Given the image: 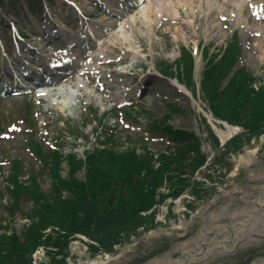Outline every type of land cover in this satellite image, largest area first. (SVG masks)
Returning a JSON list of instances; mask_svg holds the SVG:
<instances>
[{
    "label": "rangeland",
    "instance_id": "rangeland-1",
    "mask_svg": "<svg viewBox=\"0 0 264 264\" xmlns=\"http://www.w3.org/2000/svg\"><path fill=\"white\" fill-rule=\"evenodd\" d=\"M55 1L57 2V0ZM88 1L80 0L87 9L90 8ZM172 1L170 6L179 11L181 0ZM213 1L216 3L215 7L205 12V0H193L194 8L197 9V6H199L198 10L194 12L193 19L191 16L186 17L183 10L182 17L178 16L181 20L178 23L177 19L173 20V16L177 14L171 13V18L166 14H162L163 16L160 18L154 17V8L157 7L156 3L159 0H143L138 6L149 7V21L144 22L149 25L147 29L140 24V21H133L132 23L129 21L131 26L125 25L126 22L128 23L127 17H129V14L138 15L136 12L139 8H135L127 16L115 18L116 25L101 39L100 45L96 47L95 51L96 54L106 53L109 56L108 58L111 57L110 59L117 56L122 57L121 62H124L125 65L118 69L131 71V74L115 76L124 82L121 84L117 81L116 83L112 82L115 88H105L101 93L84 94L83 88L79 87L80 84H76L80 88L77 93L79 95H74L75 99L72 95L68 102L64 101L69 96L64 97L57 93V89L53 94L43 96H36L32 91L25 90L19 91V93L0 94V217L5 219L8 225L5 233L10 234L11 230H15L20 234L29 222L23 213L29 212L33 206L31 201H22L20 205L22 211H16L14 216L9 215L6 203L8 195L4 187L6 182L3 178L8 175L11 159L16 157L20 160L22 166L21 178H26L28 174L34 173L38 177L42 189L48 192L51 188V177L46 170L41 171L43 159L36 154L31 141L36 140L41 143L44 154L49 151L46 147H54L60 144L63 146L64 151H76L78 156H83V150L103 143L101 139L109 135L113 140L119 141L123 145L127 143L135 147L136 152L139 153L142 152L143 147L137 139L143 136V139L151 140L148 145L152 149L161 150L164 146L156 143L157 139L152 141L153 132L149 129L147 122L160 118L165 112L172 111L175 104L181 107V111L175 113L170 123L174 127L194 130L200 136L201 150L208 157L205 165L200 166L191 178V181L195 182V185L197 183V188L199 187L201 191L194 193V186L189 185L187 192L182 193L181 196L175 199L166 197L161 202L156 203L153 209L141 211L144 213L143 215H150L149 213L154 211L153 221L150 217L136 229V232L120 234L121 240L118 243L105 241L96 231L92 232L96 235L76 233L73 237L69 236L65 247V256L70 251L69 255L66 259L62 253H59L58 258L63 257L66 260L65 264H80L83 262L87 264L89 260L94 258L101 259L118 255L127 246L130 247L133 253L125 264H146L150 259L161 257L167 252H173V257H181L184 255L182 248H178V251L174 252V247L183 241H191L192 247H195L200 241V237H202L200 234L212 225L214 214L221 213L223 210L226 212L239 211V209L245 207L244 192L241 187L251 189V192L255 195L260 193L259 187L264 181V176H262L264 174L258 172V177L254 179L249 176L250 174L246 170H239L235 174H233V171L236 169L235 164L240 155L245 154L246 150L250 149L257 150V155L262 160V166H264V135L260 133L247 135V140H239L238 145L233 144L230 147L232 150H223L220 144L217 145V143H220L219 139L217 140V137L206 128L204 121L201 119L200 106L208 109V102L198 92L200 87L195 80L199 79L201 70L207 62V57L204 55L201 59L198 52H201L203 48V51L207 52V56L217 52L221 45L225 43V40L227 41L235 32L238 34L240 56L231 71L243 68L251 74L261 77V82H264V29L263 31H257V29L260 30V23L251 15L250 8L246 4L237 7L232 0ZM50 4L52 3L50 2ZM26 9L30 13L32 10L37 13L40 12L39 6L34 4L32 0H18V4L14 0H4L0 4V28L3 30L1 35L6 45V58L12 59L13 45L11 41L14 35L7 20H15L18 27L23 25L20 18L22 13L26 12ZM188 19H191V23H188ZM217 21L218 24L216 25ZM209 25L212 27H208ZM258 33L261 34L257 35ZM255 36L259 37V40H254L253 37ZM182 45L192 49L195 53V69L192 78L193 83H196L195 92L191 94L189 91L183 92L168 81L157 79L161 82L158 85L159 92L155 93L154 89L135 97L138 104L134 108L146 111L139 112L140 114L132 112L131 116L124 114V123L128 127H124L123 123L119 121L123 118L120 115H117L115 120L107 118L105 124H113L111 130L106 125L103 128L95 127V122L91 119L92 116L101 114L110 107V104L118 102L121 94L129 86H136L141 81H147V76L143 75L147 71L155 73L153 69L156 64L159 68V66H169L172 63L173 68L176 69V64L173 61L182 54ZM146 56L148 57L146 58ZM218 56L216 55V58ZM179 62L180 65H184L182 59ZM106 66L110 65L102 67L108 71ZM142 67L145 68V71L142 70ZM106 71L102 72V75L110 78ZM216 76L220 78L218 74ZM225 82L226 77L221 76V85L223 86ZM151 85L149 84V86ZM64 86L67 87V85ZM131 94L133 95L134 92H131ZM59 102L68 105V107L63 110L60 108L61 104ZM90 105L98 107L96 114L88 115L87 108ZM81 119L86 121L85 125H79L83 123ZM135 121L137 122L134 123ZM138 122H141L142 125H138ZM216 124L220 126L218 121H216ZM75 125H78L79 130H82L84 135V137L78 136L76 141L67 129L68 127L73 128ZM143 125H146L148 131L144 130ZM105 130L112 132L114 135H107L104 133ZM214 131L216 133V130ZM245 131L244 129L242 132ZM126 135H130V137L127 136V140ZM65 166L61 169V174L64 177L67 176L68 170ZM157 167L158 165L155 163L153 168ZM84 171V169H78L75 176L83 180ZM188 172L182 175L186 179L189 176ZM161 190L167 191L166 183ZM65 191L62 190V193H66ZM202 208L204 210L195 218L196 220L194 219L195 221L192 222L190 230L184 236L158 239L148 237L149 228H151L149 231H161L166 226L172 225L173 222L177 224L182 220L190 219L195 211ZM162 215L164 216L162 217ZM220 219L231 225L234 217L221 214L215 223L219 222ZM143 226L147 227H144V229ZM201 228L202 230H199ZM3 230L4 228L0 231L3 232ZM252 243L254 244H239L238 247L233 249V254L211 260L206 264H254L255 262L263 264L264 236H261L256 243ZM161 247H164L165 250L159 251L158 249ZM144 256H148L145 261H138L139 258ZM31 261L32 264H39V261L47 262L48 258L40 252L36 256L34 254Z\"/></svg>",
    "mask_w": 264,
    "mask_h": 264
},
{
    "label": "trees",
    "instance_id": "trees-1",
    "mask_svg": "<svg viewBox=\"0 0 264 264\" xmlns=\"http://www.w3.org/2000/svg\"><path fill=\"white\" fill-rule=\"evenodd\" d=\"M235 50V45L231 44L220 60L207 63L201 91L215 116L244 126L249 136L264 131V84L255 87L256 78L244 70H236L228 83L219 89L220 78L215 74L216 70L221 75L226 74L236 58ZM183 61L185 79L190 83L192 56L187 53ZM166 70L173 72L169 67ZM178 73L181 75L182 70L178 69ZM179 110L174 107V111ZM170 116L166 114L164 118ZM167 132L178 144L168 154L158 151L157 168H153L154 155L146 147L139 154L135 148L118 152L96 148L87 151L84 158L72 153L63 158L60 151L49 150L44 154L36 144L37 154L44 164L41 171L47 169L51 177L48 192L42 189L34 173L21 180L19 161L15 160L9 178L11 186L7 187L11 198L9 213L13 216L19 210L20 197L30 200L33 206L29 212L23 213L30 220L20 234L15 230L5 233L8 225H2L0 218V230L4 228L0 233V264H31V253L40 244L56 247L57 253L65 257L68 238L75 232L96 235L92 233L96 231L105 241L118 243L120 234L136 232L150 217L153 221L154 211L150 215H143L141 211L149 210L166 197L178 196L189 185L194 186V193L201 191L197 183L191 181L195 169L205 158L199 151L197 135L169 128ZM237 139L241 140V137ZM64 160L70 165L69 178L61 174ZM83 165L86 179L81 181L75 174ZM187 171L189 176L186 179L182 175ZM165 183L166 192L161 190ZM64 189L71 195L64 196ZM49 225L59 228L44 237L43 230ZM49 254L51 260L48 264L66 263L63 257H56V252L50 251Z\"/></svg>",
    "mask_w": 264,
    "mask_h": 264
},
{
    "label": "bare ground",
    "instance_id": "bare-ground-1",
    "mask_svg": "<svg viewBox=\"0 0 264 264\" xmlns=\"http://www.w3.org/2000/svg\"><path fill=\"white\" fill-rule=\"evenodd\" d=\"M119 3H123V1L127 0H117ZM241 1V0H238ZM172 0H159L157 4V7L154 8L158 11H165V12H171L174 14H179L177 10L170 6ZM205 9L204 11L207 12L214 8L215 4L213 0H205ZM184 7V12L186 14V17H190L193 19L194 12L198 10L195 9L193 5V0H181L180 6ZM119 8V7H117ZM149 7L141 6L139 10H137L135 16L133 13L129 14V17H127L128 21H131V23L140 21V24L144 26V28H148L149 25H146L144 22H148V12ZM183 11V9H182ZM179 17H182V15ZM106 18H108L106 16ZM104 18L103 20H106ZM98 20H84L85 23L88 25V30L93 31V34H97L101 32L98 29V26L101 25V17L97 18ZM180 18L178 19V22L180 23ZM131 23L129 24L131 26ZM188 23H191V19H188ZM214 24V23H212ZM103 25H108L107 23H103ZM208 27H212L209 25ZM95 29H98L99 31L95 32ZM101 29V28H100ZM85 32V31H84ZM88 40V39H87ZM0 57L3 59V50L0 47ZM45 59H47L46 55H43ZM0 59V67L3 66L5 62L11 63L10 60H2ZM54 60H51L48 62V66L51 67L52 71H55V69L51 62ZM30 67V65H28ZM42 64H39V70H41ZM32 67V66H31ZM13 73L17 76H7V77H1L0 81H4V83L11 84V83H17L21 78L22 74L17 71L13 70ZM81 82V81H79ZM182 89H185L183 85L179 84ZM155 91H159L157 85L155 86ZM146 90V89H145ZM186 90V89H185ZM188 91V90H187ZM70 98H65L64 102H68ZM67 104V103H66ZM60 108H64V103H61ZM202 113L204 116H206L211 121V127L213 130H216V133L219 136V141L221 144L225 143L229 140L231 135L235 132L241 131L240 126H234V125H228L225 124L224 126H218L219 124H216L212 116L207 112V115L204 110H202ZM236 170L234 173H237L240 169L245 168L246 171L249 172V176L256 179L258 177V172L264 174V167L262 166L261 160L259 159L257 155L256 149H250L246 150L245 154L240 155L238 160L236 161ZM264 176V175H262ZM258 183L259 181L256 180ZM262 182V180H260ZM238 188V187H237ZM252 188V187H251ZM243 189V198L245 201V207L238 210H233L226 212L223 210L221 213H216L213 215V221L212 225L206 228V231L200 234V241L195 245V247H192L191 241H183L178 246H175V248H182V252H184V255L181 257H170L169 254H165L161 257H154L150 259L146 264H206L207 262L211 260H215L221 257H226L230 254H233V249L235 247H238L240 245H251L254 244L252 242H255L261 237L264 236V181L261 183L259 189L261 190L260 193L255 195V193L251 192V189L247 187H241ZM256 189V187H254ZM258 193V192H257ZM253 197V199H252ZM254 207V208H253ZM200 212V211H199ZM200 214V213H199ZM196 214L190 219L182 220L180 223H172L171 227H165L161 231H151L150 237L160 236V237H175V236H184L189 230L192 222H194L196 217L199 215ZM231 215L234 219L232 220V224H228L223 221V219L218 220L219 222L215 223L217 218L221 215ZM164 215H162L163 217ZM195 219V220H194ZM199 230H202L199 229ZM202 238V239H201ZM243 240V241H242ZM79 242V240H78ZM130 250V247L127 246L124 249V255L127 256V252ZM99 258H96L89 262V264H99ZM80 264H84L80 263ZM88 264V263H87ZM254 264H257L255 262ZM264 264V263H263Z\"/></svg>",
    "mask_w": 264,
    "mask_h": 264
},
{
    "label": "water",
    "instance_id": "water-1",
    "mask_svg": "<svg viewBox=\"0 0 264 264\" xmlns=\"http://www.w3.org/2000/svg\"><path fill=\"white\" fill-rule=\"evenodd\" d=\"M123 256V255H122ZM125 257H119L118 259H114L112 261H110V264H123L125 263Z\"/></svg>",
    "mask_w": 264,
    "mask_h": 264
}]
</instances>
